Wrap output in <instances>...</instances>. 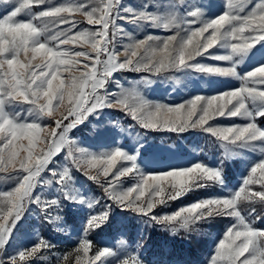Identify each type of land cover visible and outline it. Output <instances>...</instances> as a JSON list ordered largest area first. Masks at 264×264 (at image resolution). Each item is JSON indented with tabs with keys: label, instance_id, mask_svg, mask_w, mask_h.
Here are the masks:
<instances>
[{
	"label": "snow or ice",
	"instance_id": "snow-or-ice-1",
	"mask_svg": "<svg viewBox=\"0 0 264 264\" xmlns=\"http://www.w3.org/2000/svg\"><path fill=\"white\" fill-rule=\"evenodd\" d=\"M0 2L11 5L0 16V173H14L7 179L15 182L10 190H0V264L44 259L41 254L55 247L40 238L15 255L6 251L30 205L39 207L48 222L60 221L61 197L89 211L78 245L58 257L57 264H70L73 255L74 264H144L138 252L125 250L121 255L109 246L89 255L94 242L88 236L109 221L112 205L106 204L107 210L96 213L99 201L76 187L73 167L98 184L117 208L172 234L211 224L217 217L229 218L232 222L218 238L210 264H264V227L257 226L264 222V214L255 206L264 207V127L258 123L264 119V0H223V11L218 14L203 0H167L163 4L149 0L138 10L124 5L123 0ZM151 4L157 11L148 10ZM42 5L46 7L40 9ZM21 15L26 19H19ZM75 15L96 27L74 31L79 23L71 19ZM117 20L132 23L141 31L148 25L172 34H147L137 39ZM118 35L128 41L121 45L122 52L118 51ZM85 48L88 51L76 50ZM213 49L222 51H210ZM120 55L125 57L123 61ZM198 57L222 64L209 65ZM119 71L151 76L194 72L230 77L240 85L170 105L147 97L144 90L155 83L147 76L127 88L115 81L118 91H109L107 84ZM18 104L29 107L17 111ZM112 108L147 131L206 133L219 142L223 157L216 165L197 161L159 173L144 172L138 163L144 147L140 133L133 153L118 142L104 146L103 151H92L69 136L90 115ZM218 118H238L245 123H210ZM45 119L51 123H44ZM115 126L124 131L119 124ZM65 149L64 159L71 166L59 165L56 160ZM242 151L258 152L260 157L248 165L237 190L227 185L224 161L239 157ZM130 176L136 182L125 188L122 178ZM53 185L60 193L56 198L35 192L38 187ZM212 185L221 186L228 194L200 199L171 214H154L158 205L167 206L168 201ZM242 202L250 206L246 214ZM109 258L115 260L109 262Z\"/></svg>",
	"mask_w": 264,
	"mask_h": 264
},
{
	"label": "rangeland",
	"instance_id": "rangeland-1",
	"mask_svg": "<svg viewBox=\"0 0 264 264\" xmlns=\"http://www.w3.org/2000/svg\"><path fill=\"white\" fill-rule=\"evenodd\" d=\"M61 2H64V0H53V4ZM148 2L149 0H123L124 5L137 10L141 9L143 4ZM156 2L163 4L167 0H156ZM175 2H178V0H175ZM203 2L213 5V14L223 11V0H203ZM10 7V4L0 2V16ZM44 7L46 6L42 5L40 9ZM40 9L34 8L33 11H39ZM148 10L157 11L155 4H151ZM18 18L21 20L26 19L23 15ZM71 19L79 22L77 29H74V31L96 27L88 25L84 17L80 15H75ZM117 24L122 26L125 31L133 33L137 39H143L147 34L162 37L172 34L162 29L151 28L148 25H145L141 31L132 23L124 20H117ZM61 27H68V25H61ZM117 42L118 51L122 52L123 48L121 45L128 42L127 38L118 35ZM76 50L88 51L86 48ZM210 51L222 50L213 49ZM124 58L123 55L119 56L121 61ZM197 60L209 65L222 64V62L200 57ZM64 75L67 74L65 73ZM144 76L155 81L151 87L144 90L147 97L155 101L166 102L170 105L178 104L196 94H218L240 85L239 81L230 77L207 76L194 72L187 75L182 72H167L158 76H151L148 73L119 71L113 74V77L107 84V88L112 92L118 91L115 81H120L126 88L131 87L135 81ZM28 107L29 105L18 104L16 110H26ZM60 111L63 112L64 109L61 108ZM43 122L46 124L51 123L47 119ZM210 123L231 125L234 123L242 124L245 121L238 118H218ZM258 123L264 127V119L259 120ZM116 124H119L120 128H123L124 131L121 132L115 126ZM137 133H140L143 137L144 147L140 150L138 163L144 172L159 173L172 168L190 166L197 161L216 165L223 157V149L220 148L219 142L206 133L199 130H189L186 133L178 135L168 132L147 131L141 129L130 117L116 108L103 109L96 114L90 115L83 124L73 129L69 133V136L79 146L90 148L92 151H103L105 150L104 146H112L118 142L124 149L133 153L137 146ZM22 143L26 144V141ZM66 153L67 149L59 154L56 160L59 165L67 164L71 166L70 161L64 159ZM259 157L260 154L258 152L242 151L239 157L225 160L224 172L228 187L238 190V186L242 183V175L247 174L248 165L258 160ZM72 174L75 177L76 187L81 190L82 194L99 201L98 206L94 209L96 213L107 210L105 209L106 204L112 205L109 221L101 228L92 231L88 236L94 242V248L89 255H93L99 247L109 246L121 255L125 254V250L138 252L144 264H153L157 259L160 264H210L218 238H222L223 231L232 222L229 218L217 217L211 224L203 223L195 225L191 230H180L176 234H172L163 226L148 222L144 217L136 215L131 211H122L117 208L107 199L98 184L88 180L74 167L72 168ZM10 175H14V173H0V190H10L15 186L14 181L7 179ZM43 175L47 176L48 174L44 173ZM101 181L103 182V177H101ZM135 182L133 176L122 178V184L125 188L133 186ZM56 187V185L50 188L38 187L35 192H43L47 198H56L60 196V193L55 190ZM168 190L170 191L171 189L169 188ZM227 194V191L219 185H212L206 189H196L186 193L177 200L168 201L167 206L158 205L154 209V214H171L180 207L190 205L192 202L200 199ZM61 204L63 205V210L60 211L59 215L62 219L53 222H48L45 219L39 207L30 205L29 210L25 213L23 220L14 231L9 244L6 246L7 255H15L19 249L30 248L40 238L51 242L55 247L45 250L41 254L44 256V259H31L26 261L25 264H57L58 257L72 252L78 245L79 236L82 233L89 210L86 206L70 204L64 201L62 197ZM255 206L259 212H264V207L259 204ZM249 207L246 202L241 203V208L245 210V214ZM258 227H264V224ZM121 240L125 242L124 245L119 243ZM185 247H191L194 251H197L193 259L189 260L190 256ZM114 260L115 258H109V262H113ZM70 264H74V255Z\"/></svg>",
	"mask_w": 264,
	"mask_h": 264
},
{
	"label": "trees",
	"instance_id": "trees-1",
	"mask_svg": "<svg viewBox=\"0 0 264 264\" xmlns=\"http://www.w3.org/2000/svg\"><path fill=\"white\" fill-rule=\"evenodd\" d=\"M259 213L264 214V212H259ZM261 224H264V222H262ZM261 224H258V226H260ZM185 250H187V252L190 256L189 260L193 259V257L195 256V253L197 252V251H194V249H192L191 247H188V248L185 247ZM160 260L162 261V259H160ZM153 264H160V263L158 262V259H157ZM167 264H170V263H167Z\"/></svg>",
	"mask_w": 264,
	"mask_h": 264
}]
</instances>
